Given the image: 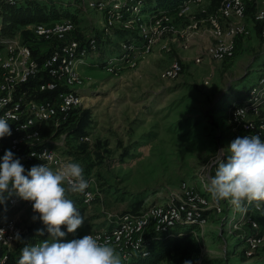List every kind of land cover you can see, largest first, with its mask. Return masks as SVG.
I'll return each mask as SVG.
<instances>
[{
	"label": "rangeland",
	"instance_id": "rangeland-1",
	"mask_svg": "<svg viewBox=\"0 0 264 264\" xmlns=\"http://www.w3.org/2000/svg\"><path fill=\"white\" fill-rule=\"evenodd\" d=\"M82 3L80 0L76 6L81 10L77 22L82 33L101 37L102 14L84 10ZM219 5L220 0H205L193 6L192 12L204 17L202 8L211 13ZM187 19H178L179 33L162 39L152 52L137 55L133 65L119 61L116 69L109 70L103 66L105 58H90V65L80 66L92 76L82 91L80 110L83 135L89 139L83 141L70 132L49 141L62 155L79 162L94 179L95 198L89 204L80 195H70L85 217L75 239L82 238L89 229L106 227L117 215L142 212L165 200L183 180L204 189V183L215 173L218 152L237 138L227 108L243 100L263 74L260 65L264 64V37L254 27L251 36L239 39L234 58L197 64L192 45L197 33L193 29L189 32ZM25 27L20 26L17 33L24 34ZM173 59L182 62L181 75L163 77V68ZM224 206L222 213H211L207 223L199 226V264H264V245L253 257L244 253L245 238L255 230L246 223L235 227L226 202ZM34 215L38 214L32 209L21 213L20 220L30 235L15 245L9 264H18L21 249L29 245L25 241L33 239L29 238L31 233L41 241L49 238V233L38 234L41 222L38 218L34 221ZM256 219L264 229L262 211L256 213ZM65 233L62 239L72 240Z\"/></svg>",
	"mask_w": 264,
	"mask_h": 264
},
{
	"label": "built area",
	"instance_id": "built-area-1",
	"mask_svg": "<svg viewBox=\"0 0 264 264\" xmlns=\"http://www.w3.org/2000/svg\"><path fill=\"white\" fill-rule=\"evenodd\" d=\"M204 1L183 0L175 9L144 12V0H83L86 10H98L102 14L101 37L84 35L74 18L65 17L30 23L25 27L31 33L29 37L17 33L6 40L0 49V117L8 120L12 134L0 139V158L6 150H11L20 159L25 174L36 165L46 164L55 171L66 163H79L51 147L48 142L52 137L44 135L43 131L50 126L60 127L80 115L84 101L82 91L92 81V76L81 71L80 66L90 65L89 57L99 51L104 39L118 43L120 48L117 55L103 61L105 68L114 70L119 61L133 65L137 55L152 52L162 39L178 34V19L182 17L189 19V32L193 29V33H197L203 22L212 36L211 42L194 57L197 64L234 58L238 39L251 36L254 27L264 37V0H220L214 12L209 13L204 7L202 11L206 16L198 17L192 8ZM116 29L127 32L112 39ZM189 36L187 39H192ZM164 47L169 50L167 44ZM182 71V62L173 59L161 75L176 78ZM227 115L237 137L260 135L264 140V73L248 89L243 100L228 106ZM79 138L89 139L87 135ZM84 176L89 187L84 194L76 195L89 204L95 198V183L85 170ZM207 189V182L204 189L199 190L190 181L183 180L176 192L165 200L151 204L142 212L117 215L106 227L89 229L84 235L91 234L101 242L107 239L119 252L121 261H127L142 249L148 234L167 233L179 224L203 226L211 213H222L226 201H213ZM228 207L230 222L234 219L235 227L246 223L255 230L245 238L244 248L245 255L253 257L264 245V229H260L256 219V213L262 211L263 206L257 207L254 202L247 206L246 213L239 215L233 206L228 204ZM26 209H32L31 202L15 195L0 204V229L4 230L0 233V264H8L15 245L30 235L20 220ZM17 232L20 240L13 238ZM40 242V238L30 240L29 245Z\"/></svg>",
	"mask_w": 264,
	"mask_h": 264
},
{
	"label": "clouds",
	"instance_id": "clouds-1",
	"mask_svg": "<svg viewBox=\"0 0 264 264\" xmlns=\"http://www.w3.org/2000/svg\"><path fill=\"white\" fill-rule=\"evenodd\" d=\"M8 120L0 117V139L11 136ZM214 175L208 178V192L213 201H226L237 211L246 213L248 205L264 204V140L260 135H244L221 149ZM226 157V160L223 159ZM25 168L11 150L0 158V204L13 195L32 204L37 218L46 226L49 238L21 249L18 264H122L119 252L105 239L93 235L64 241L66 233H75L85 220L70 198L84 194L89 187L84 169L69 162L58 170L46 164ZM0 229V233H3ZM43 235V231H38ZM14 239L20 240L17 232ZM184 264H192L185 261Z\"/></svg>",
	"mask_w": 264,
	"mask_h": 264
},
{
	"label": "trees",
	"instance_id": "trees-1",
	"mask_svg": "<svg viewBox=\"0 0 264 264\" xmlns=\"http://www.w3.org/2000/svg\"><path fill=\"white\" fill-rule=\"evenodd\" d=\"M183 0H144L142 10L154 11L159 8L175 9ZM74 2V3H73ZM80 0L64 1V0H0V49L6 40L17 34L20 26H27L35 22H50L65 17H72L77 20L81 10L76 7ZM116 34L124 36L127 31L116 29ZM25 38L31 33L25 29ZM23 34V36H24ZM120 36V37H121ZM107 39L100 42L99 51L113 48L107 47ZM114 53V52H113ZM117 53V52H115ZM261 66V72L264 73V64ZM248 91V90H247ZM246 91V93H247ZM245 93V95H246ZM82 116L78 115L77 119L72 118L60 127H48L43 131L44 135H51L52 138L60 136L62 133L73 132L75 135H83L81 126ZM50 144V142H48ZM83 149V148H82ZM81 152V151H78ZM264 213V204H262ZM41 222V230L43 234L47 231L46 226ZM61 230L67 232L66 226H62ZM200 229L197 224H179L167 233H150L147 235L144 246L137 251L131 259L121 261L122 264H184L191 261L192 264H199L202 253ZM70 238L75 239V233H68ZM35 241L33 233L29 238ZM29 244L28 239L25 241ZM30 246V245H28ZM12 256L10 257L11 260ZM9 260V262H10ZM9 264V263H8Z\"/></svg>",
	"mask_w": 264,
	"mask_h": 264
},
{
	"label": "crops",
	"instance_id": "crops-1",
	"mask_svg": "<svg viewBox=\"0 0 264 264\" xmlns=\"http://www.w3.org/2000/svg\"><path fill=\"white\" fill-rule=\"evenodd\" d=\"M83 9L86 10L84 7H83ZM187 20L189 21V19H187ZM76 21H78V18H77ZM121 35H122V33H120V36ZM120 36L117 35V38H119ZM107 40H108V42H107V45L108 46L107 47H109V48L111 47L113 49H111L110 51H109V49L108 50L106 49V50H103V51L102 50L101 51H98L97 53H92L91 56L88 59V61H89L90 64L92 63L90 61V58H92V59H96V58L97 59H102V58H106L108 56V54H111L113 52L115 53V52H119L120 51V48H119L118 43H111V40L110 39H107ZM211 40H212V36H211V34L209 32L208 25L206 23L201 22L200 23V29L197 31L196 37H194L193 40H192V45H193V47L196 50L195 56L200 51H202L211 42ZM238 42H239V39H238ZM237 47H238V45H237ZM75 232H76L75 233L76 236H78V233H77L78 231H75Z\"/></svg>",
	"mask_w": 264,
	"mask_h": 264
}]
</instances>
